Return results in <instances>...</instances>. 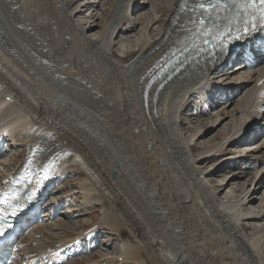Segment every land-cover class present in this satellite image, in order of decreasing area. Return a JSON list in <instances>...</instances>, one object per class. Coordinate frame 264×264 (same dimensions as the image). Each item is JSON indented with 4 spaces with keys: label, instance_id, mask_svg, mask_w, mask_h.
<instances>
[{
    "label": "bare ground",
    "instance_id": "bare-ground-1",
    "mask_svg": "<svg viewBox=\"0 0 264 264\" xmlns=\"http://www.w3.org/2000/svg\"><path fill=\"white\" fill-rule=\"evenodd\" d=\"M140 1L156 5L161 16L151 8L142 11ZM180 1L107 0L105 13L101 0H0V156L13 146L29 149L16 171H0V182L11 175L35 176L44 192L63 175L85 170L88 183L78 191L87 197L85 208L102 205L100 228L91 231L89 240L99 243L104 231L120 235L129 229L136 243L124 242L119 258L126 262L264 264L263 186L254 189L247 178V169L264 162V142L249 145L250 137L264 134L258 111L264 104L258 97L264 66L247 74L251 70L243 62L223 72L240 41L236 39L225 42L218 60L185 56L186 62L164 72L178 53L176 39L186 23L178 12ZM98 4L102 13L85 14ZM252 51L257 59L264 58L255 45ZM228 73L240 80L236 92L243 90L231 113L251 120L235 118L229 131L228 125L222 128V141L212 145V138L200 139L210 134L215 122L195 131L185 127L183 115L193 94L209 84L216 87L218 77L227 81ZM218 85L211 104L235 84ZM226 118L218 115L215 120L221 124ZM243 145L237 155L202 166L229 146ZM33 149L45 152L42 159L29 162ZM251 159L253 166L246 164ZM49 160L60 177L42 172ZM225 165H234L229 176L222 174ZM60 204H42L46 222L60 216V224L76 226L77 210L62 211ZM42 225L24 235L22 244L31 243L36 252L27 257L25 246L19 252L21 262L51 256L49 248L55 245L45 246L46 240L59 234L48 233L53 225Z\"/></svg>",
    "mask_w": 264,
    "mask_h": 264
},
{
    "label": "rangeland",
    "instance_id": "rangeland-1",
    "mask_svg": "<svg viewBox=\"0 0 264 264\" xmlns=\"http://www.w3.org/2000/svg\"><path fill=\"white\" fill-rule=\"evenodd\" d=\"M86 1L87 0H81V3H84ZM140 2H139V6L141 7L140 9L142 11H147L149 8H151V10L153 11L154 15L161 16V14L158 15V13H157L156 5L151 6V4H149V5L146 6L145 4H142V2L141 3ZM101 3H106V5L102 8L105 11V13H106L107 12V7L109 6V4H107V0H101ZM130 7H131L132 10H134L133 8L135 6L134 7L130 6ZM92 11L99 12V13L101 12L102 13V11L100 9V4H98L96 6L95 10H93V9L87 10L85 12V14H89ZM110 14L111 13L109 12L107 15L110 16ZM135 15H136V13H135ZM79 18H82V17H79ZM142 27H143V24H139L138 25V28H142ZM154 27H156L157 33L159 31H161V28H160L158 23L154 24ZM234 66H237V65L234 64ZM231 69L232 68H229V69L225 68V70L223 72H228V70H231ZM254 70L255 69H253L251 71H248L247 74H250V72H252ZM226 75H228L226 77L229 78L227 81L222 82L220 80V77H218V78L215 79L216 83H214V84L217 85L216 87L213 84H211V86L209 84V86L207 85L208 88L206 90H204L203 92H201V93L197 92V93L193 94L192 97L188 100V106L186 107V109L184 111V115H183V116H186V125H185V127L191 128L192 130L194 129L195 131L197 129H201L202 130L205 127H210L209 125L212 124L213 122H215L216 127L214 126L215 128L212 127L211 130H208V131H210L209 132L210 134L205 136V138H201L200 139V141H202V140L206 141V140L212 138V141L210 142L212 145L214 144V142L216 143V142L222 141V139L224 137V133L221 130L226 125H228V126H226L227 127L226 131H229V127L234 124V121L236 119H239V121H243V122L246 121V120H251L249 118V116H245L244 119H242L241 115H236L234 117L233 116L234 113H231L232 111H234L237 101L239 99H241V96L243 95L242 94L243 90L239 89V91L236 92V89H235L236 88V83H237L236 81H240V80L237 79V78H234V76L231 73H228ZM244 78L245 77L240 78V79H244ZM232 80H235V81H232ZM222 83H225V84L232 83V85L235 84L232 88H230L231 89L230 92H236V94L233 95V97L229 98V100H227V101H224V100H226V98L221 100V96L218 95L217 98L220 96L218 98V100L214 104H211L210 101L213 98L211 93L214 92L215 88H218V86H219L218 84H222ZM203 87H205V86H203ZM222 87H223V85L220 86V89H222ZM226 92H224V94H226ZM206 99H210L209 102H206ZM232 102H233V104L230 105V103H232ZM212 105H213V107H212ZM237 107H238V104H237ZM218 115L227 116L228 118H226L221 124H219V122L217 123L216 120H215V118ZM222 120H223V118H222ZM262 120H264V117H263V119H261V121ZM217 125H219V126H217ZM239 126H240V124H239ZM250 139H253V140H250V142H249V143H251V144H249L250 146H253L256 143L257 144H261L262 142H264V134H261V135H259L258 137H255V138L254 137H250ZM245 147H246L245 145L240 146V147H238V146L231 147V148L229 146L228 150L226 152H224L223 155L216 156L209 163H207L206 161H203L202 166L208 168V167L212 166L213 164L215 165L217 162H220L222 157L224 158L226 156L237 155L238 152L241 149L245 148ZM10 152H12V154L15 155V156L12 157ZM25 152H26V148L17 147L15 149L14 146L11 147L10 151L9 150L4 151V156L2 158H0V171H3V169H4V171H7V170H9V168L11 170L16 171L17 167L19 165H21V163L24 162L25 159H26V157L24 158V153ZM72 155H74V154H72ZM14 159H16V160H14ZM7 163L10 164V167L7 166ZM247 163H251L252 166H253L255 164V161H254V159H251V160L247 161L246 164ZM251 164H248V165L250 166ZM233 168H234V165H230V166L225 165L223 167V173L221 171L219 173V175H221V173L224 174L226 172L225 174H228L227 176H229V172ZM247 170L249 172V174L247 175V178H249L251 180L249 186L252 185L254 189H259L260 186L262 185L263 187L260 188L259 197H263V195H264V162H262V163L258 162L256 167L250 168V169H247ZM86 173L87 172L85 170H84V172L80 171V172L69 173L68 174L69 177L66 176V174H65V175H63L62 179L60 177L61 171L59 172V174L56 175L57 177H60V182L63 180L64 177H66L67 179L60 186L59 190H61V191L58 190L59 192L56 193L57 190L55 189V192L52 193V191H54V190H51V192H50L51 194H49L48 200L51 199V198H54L53 199L54 201L58 200L59 202H61L62 211L65 210V209H70V210L76 209L77 211L74 213V216H78V217L75 219L76 226L75 225L70 226V224H66V222L60 224L58 222V219H59L60 216H55L57 218L54 217L52 220H49V221L46 222V220H47V217L45 216L46 215V212H45L46 209L41 208L42 212H45V213L42 214V217L39 219V222L37 224H41V225L43 224L42 225L43 227L50 228V226L46 225V224L49 223V224L53 225L55 229H49L48 233H51L52 236L54 234H56V233L59 234L56 237H54L55 236L54 235L52 238L47 239L46 241L48 243H45V246H48V245L51 246V244L56 245V243L58 241H61V242L62 241H66L65 239L76 238V236H78V237L80 236L79 238H81L82 232L86 231V229L88 227H90V226H92L94 224H97V223H99L101 221V219H102L101 218L102 217V213H101V208L102 207L101 206L102 205L98 204V202H97V204L95 206H93L92 203H90L88 208L86 209L85 207H86V202H87L86 198L87 197H86L85 193L82 194V193L78 192L79 188L84 183H88L89 174L88 173L86 174ZM34 179H35V176H34ZM214 179L218 180L219 178H218V176H215ZM58 181H59V179L57 180V182L55 184H58ZM55 184L52 185L51 188L53 186H55ZM259 203L261 204V200L258 201V204ZM104 206H107V205L106 204L103 205V208H104ZM43 209H44V211H43ZM99 211H100V213H99ZM121 224L123 225V221H121ZM104 232L106 234L103 237L100 236L101 240L99 238L97 239V241L99 242V243H97L98 244L97 248L93 252H91L90 255L85 256V257H79L77 259L75 258L77 260V264H88V262H91V261L102 262V264H139V262L136 261V260H130V261L126 262L127 260H121V258H119L120 253H121L120 250L124 246V242L125 241L131 240L134 244L136 243L135 239L133 238V235L131 234L129 229L123 230L120 235H109V233H107L106 231H104ZM45 237H46V235H45ZM82 238H85V237H82ZM87 241H91V240H89V238H88ZM100 241H102V242L100 243ZM30 245L33 246L31 243H25L26 247L29 246V247H27V249L28 248L29 249L27 251H25V255L27 257H32L31 254L34 255L35 252H36V251L34 252L35 249L32 248ZM30 247L32 248V250H31ZM87 251L85 250L84 252H87ZM80 254H81V252L78 255H80ZM109 255H112V256L110 258H107Z\"/></svg>",
    "mask_w": 264,
    "mask_h": 264
},
{
    "label": "snow or ice",
    "instance_id": "snow-or-ice-1",
    "mask_svg": "<svg viewBox=\"0 0 264 264\" xmlns=\"http://www.w3.org/2000/svg\"><path fill=\"white\" fill-rule=\"evenodd\" d=\"M259 6V10L261 11L262 15L260 20L264 23V0H242L239 4V8L244 9L245 11L251 7ZM201 9L205 11H214L216 9L226 10L233 7H237L236 0H214V2H210L207 4L201 3L199 5ZM203 21H200V25L203 26ZM254 26V25H253ZM0 203H7V201L0 199ZM6 233L5 224L3 223V218L0 217V237H3Z\"/></svg>",
    "mask_w": 264,
    "mask_h": 264
}]
</instances>
